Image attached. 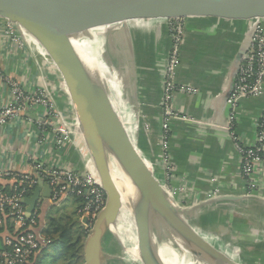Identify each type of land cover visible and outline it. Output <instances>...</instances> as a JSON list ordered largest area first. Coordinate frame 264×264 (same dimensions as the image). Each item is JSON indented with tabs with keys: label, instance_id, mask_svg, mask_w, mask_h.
<instances>
[{
	"label": "crops",
	"instance_id": "0c3cea01",
	"mask_svg": "<svg viewBox=\"0 0 264 264\" xmlns=\"http://www.w3.org/2000/svg\"><path fill=\"white\" fill-rule=\"evenodd\" d=\"M6 20L0 17V71L29 91H35L40 87L38 62L32 61L30 49L21 33L17 36L19 40L15 41L6 32ZM160 23H163V30L159 36L154 28L158 25L157 20L141 18L137 20V26L134 25L139 34L136 50L140 46L145 50L143 59H139L136 83L142 92L143 113L147 115L155 132L151 141L148 140L153 141L157 153L160 148L156 146V139H160L163 112L161 101L164 95L160 66L161 60L171 48L167 25L163 21ZM250 26L251 19L216 16L186 18V38L180 51L177 82L192 85L198 93H175L173 108L182 118H175L170 122V136L164 153L168 155V162L175 170L176 178L169 183L176 190L172 194L176 201L182 206H190L181 202V194L178 192L180 184L186 181L200 197L198 200L201 201L196 204L198 212L215 214L224 223L229 220L232 234L235 232L230 214L239 210L243 222L236 235L241 238V255H254V252L255 255H264V162L254 174L259 185L257 193L245 194L244 188L247 187H243L239 155L227 132L230 113L227 99L231 92L233 68L241 47L247 41ZM24 32L30 40L37 43L38 39L34 35L26 30ZM46 51L48 52L47 48ZM131 87L133 93L137 92L136 86ZM10 99V88L0 81V108ZM58 101L65 111L73 114L67 99ZM235 114L234 130L246 145L255 144L261 123L264 122V94L245 98L239 103ZM48 120L45 108L34 105L15 120L0 127V184L7 189L15 182L10 179L11 176H3L5 172L26 173L37 177L34 160L45 165L93 172V164L81 135L77 132L73 141L58 146L52 137L53 129ZM156 163L158 165V161ZM211 176L218 177V181L222 180L221 183L226 184L227 188L231 185L238 186L239 195L234 196H239L240 199L206 201L203 198L204 190L212 188L208 182ZM37 185L28 196L33 194ZM245 185L248 186L247 183ZM47 199L41 195L34 214L37 219H43L49 224V217L57 205H51L50 198ZM40 219L38 224L42 223ZM17 227L18 223L14 219L0 223V247H3L5 237L17 232ZM252 246L255 249H250ZM51 247L40 255H57L60 245L56 244L53 251L50 250ZM39 260L40 256L36 263Z\"/></svg>",
	"mask_w": 264,
	"mask_h": 264
},
{
	"label": "water",
	"instance_id": "95a60500",
	"mask_svg": "<svg viewBox=\"0 0 264 264\" xmlns=\"http://www.w3.org/2000/svg\"><path fill=\"white\" fill-rule=\"evenodd\" d=\"M204 16L264 18V0H0V17L15 23L22 34V26L24 28L25 26L19 18L25 17L49 28L59 41L56 47L61 53L69 80L63 65L52 56L60 66L70 95L71 87L73 89L71 100L76 113L77 132L84 141L106 195L104 207L95 217L86 239L83 264H105L107 258H115L105 251L104 240L108 232H114L123 209L128 207L136 214L144 216L146 220L142 224L150 222L146 214L148 212L183 238L175 264H184V255L189 247L199 260L209 264H243L204 237L192 222L199 213L198 206H182L175 201L160 180L152 174L130 138L129 147L123 148L121 144V141L124 143L123 129L118 122L119 129L113 133L103 111L101 99L103 76L100 67L78 46L82 40L94 38L91 31L97 26L125 22L128 19L147 18L158 21L154 28L156 35L159 36L163 30L160 19ZM167 31L169 33L168 27ZM253 31L254 26L251 25L247 41L235 59L230 95L250 46ZM168 54L163 57L160 66L163 92ZM162 105L163 99L161 107ZM113 106L112 103L110 118L117 119L113 116ZM137 161L141 162L146 171L136 164ZM41 195L49 199L52 197V190L48 183L39 179L33 194L23 200L27 205L28 217L33 215ZM130 196L131 198L134 196V201ZM219 199L234 201L240 197L229 195ZM87 221L88 219L84 218V223Z\"/></svg>",
	"mask_w": 264,
	"mask_h": 264
},
{
	"label": "built area",
	"instance_id": "2783aa9c",
	"mask_svg": "<svg viewBox=\"0 0 264 264\" xmlns=\"http://www.w3.org/2000/svg\"><path fill=\"white\" fill-rule=\"evenodd\" d=\"M160 21L166 23L171 36L162 105L161 143L165 152L170 136V122L175 118H182L181 114L175 112L173 108L175 93L193 95L197 94L198 90L190 84L177 82L180 51L186 38V18H164ZM251 25L254 26L252 40L239 68L232 93L227 100L230 108L227 130L239 155L241 176L249 181L248 185L257 188L258 183L254 179V174L264 162V122L261 123L256 143L253 145H246L234 130L235 113L239 103L245 98L259 97L264 94V18H252ZM5 28L15 41L19 40L17 36L21 32L15 23L6 20ZM0 81L11 90L10 101L0 108V127L15 120L34 105L43 106L48 119H54L53 106L40 88L29 91L1 71ZM57 124L61 125L52 128V137L58 146H62L70 141L68 125L61 118L58 119ZM165 159L167 161L166 179L170 181L176 178L175 170L173 171V166L168 162L166 154ZM33 163L37 170V177L26 173L5 172L3 176H11L10 179L14 180L15 184L8 189L0 184V223L6 222L7 219H14L18 223L17 232L4 238V247L0 248V264H36L40 254L53 244L47 235L49 224L43 219H37L34 212L31 217H28L27 205L23 202L26 197H29L28 192H31L32 188L38 184L39 179L44 180L51 187V205H59L71 197L81 199L78 211L87 219L90 216L96 217L106 201L105 192L93 172L84 173L69 167L45 165L36 160ZM39 219L42 221L40 224L37 223L40 222Z\"/></svg>",
	"mask_w": 264,
	"mask_h": 264
},
{
	"label": "rangeland",
	"instance_id": "374dc122",
	"mask_svg": "<svg viewBox=\"0 0 264 264\" xmlns=\"http://www.w3.org/2000/svg\"><path fill=\"white\" fill-rule=\"evenodd\" d=\"M137 20L138 19H128L125 22L97 26L92 29L91 33L94 37L97 36L100 41L102 59L105 64L104 70L102 71L103 78H105L106 74L112 73L116 76L119 82V107L116 105L113 106V116L119 117V120H122V115L127 113V111H130V114L132 115L133 127V135H131V138L133 136V141L131 140L132 144H134L140 156L148 164L152 174L155 175L160 180L163 187L166 188L165 190L170 194H174L176 190L172 189L169 183L170 181L166 179L167 161L165 159L163 147L160 143L161 140L156 139V146L160 148L158 153L156 152L155 147H153V141L149 142L148 140L150 139L151 141V137L155 135V132L153 131V127L150 124V120L148 119L147 115L143 113L142 92L136 83L138 80L137 75L139 70L138 66L140 63L139 59H143V55L145 54V50L142 46L139 47L138 51L136 50V44L139 45V34L137 33L134 25L137 26ZM22 28L23 34L21 33V35L23 40L26 42V45H28L30 49L31 59L32 61L37 60L38 62L39 88L46 95L48 102L53 106L52 108L54 110L55 116L54 119L49 118L48 121L52 128L54 126L59 127L61 124L57 123L58 119L61 118L62 121L68 125L67 129L69 131V138L71 142L72 139L74 140L73 136L77 133L75 119L76 113L71 100V96L73 97V94L71 92L70 95L67 83L63 79L59 64L55 61L53 56L46 51V48L41 44L42 41L37 38V43L33 42L24 32L26 28L23 26ZM128 83L129 86L127 89ZM132 85L137 87V92L135 91V93H133V88L131 87ZM64 91L66 92L65 94ZM58 99H67L70 103V106L72 107L73 114L71 111H65ZM142 131L144 133H142ZM149 144H152V146ZM157 161L158 165L156 163ZM137 163L143 168L141 162L137 161ZM160 170H162V172H160ZM83 172L87 173V171ZM242 179L244 181L243 187H247L244 188V190H246L245 194L250 195L257 193L259 185L257 188H252L250 185H245L246 183H249L245 177H242ZM208 180L212 188L204 190L205 197L203 198H206V201L210 199H219L222 196L235 194L239 195L238 186L236 185H231L229 188H227L226 184L221 183L222 180L219 182L218 177L214 176L209 177ZM178 192L181 194V202L189 204L191 207L197 206L196 204L198 201H201L198 200L200 197H198L197 192L194 191V189H192V187L188 185L186 181H183V183L180 184L178 187ZM75 200V198L71 197L70 199H67L66 201L57 205V208L55 206L51 216L56 218L63 217L65 219L63 226L66 227L67 225L70 227L68 232V237L70 239L73 235L74 237L80 235L79 237H81V242L78 247V251H70L66 260L64 261L59 260L58 255H41L40 260L36 264L84 263V245L96 218L94 216H90L87 223H84L85 216L83 213H79L77 208L78 205L74 203ZM211 214L212 213L207 211L199 212L197 213V217L192 219L193 224L209 239V241L211 240V237L216 238L222 246H227V251L225 250L226 252H229L231 255L237 257V260L241 261L243 264H264V255H255L256 252H254V255H241L239 243L242 242L238 234L236 235V231L238 232L240 230L243 222L241 220V212L239 210H234L233 213L231 212L230 214L234 226L233 231L235 232L233 234L230 232L231 223L228 219V221L226 220L228 223H224L221 219L216 218L214 216L215 214ZM124 216L125 219L122 221V230L120 232H108L104 240L105 251L109 255L115 256V258H107L105 260V264H134L125 253V250L129 249L130 247H134V244L131 242H125L124 244L122 241L127 236V234L131 232V230L135 229L136 225H141L146 219L143 215L133 212V210H131L129 207L126 208ZM189 217L192 218L191 215H189ZM138 228L139 227H137V229ZM48 237L52 240L54 247V243L59 240L60 236L59 234L55 236L48 234ZM53 247H51V251H53ZM250 249H255V247L252 246ZM239 250L240 252H238Z\"/></svg>",
	"mask_w": 264,
	"mask_h": 264
},
{
	"label": "bare ground",
	"instance_id": "6f19581e",
	"mask_svg": "<svg viewBox=\"0 0 264 264\" xmlns=\"http://www.w3.org/2000/svg\"><path fill=\"white\" fill-rule=\"evenodd\" d=\"M19 19L23 23L25 28L29 31V33H31L36 38H39L42 41V44L47 48L49 54L53 55L54 58L58 62H60L61 65H63L65 75L68 78L67 70L63 62L61 53L56 47L59 41L55 34L46 26L31 19L25 17H20ZM78 46L88 56L89 59L97 63L102 72L104 70L105 64L103 59L101 58L102 49L100 47V41L98 37L96 36L93 39H84L78 44ZM118 83L119 82L114 74H106L105 78H103L101 82V99L103 111L106 120H108L112 132L115 133L116 131H118V122L120 127L123 129L122 139L124 143L121 141V144L125 149L126 146L127 148L129 147V138L131 140L133 138V136L131 138V135H133L132 115L130 114V111H127V113L122 115V120H119V117H117V119L110 118V105L113 103L114 105L119 107ZM71 92L73 94V89H71ZM136 164L138 163L136 162ZM92 169L93 173L95 174V177H98L93 166ZM143 170L146 171L144 167ZM171 196L176 201L174 196ZM131 199L134 201V196ZM125 212L126 209L124 208L114 232H120L122 230V221L123 219H125ZM146 214L148 215L150 222L141 225L135 224V229L131 230V232L128 233L122 241L124 244L125 242H131L134 244V247H130L126 250L124 249L126 256L131 259L134 264H175V261L178 257V251L183 244V238L173 229L166 227L155 216L151 215L148 212H146ZM137 227L139 228L137 229ZM204 237L209 241V239L205 235ZM210 242L215 246L222 248L224 251L226 250L227 246H222L216 238L211 237ZM227 253L233 259H237V257L231 255L229 252ZM184 256V264H209L207 262L199 260L191 247L187 248Z\"/></svg>",
	"mask_w": 264,
	"mask_h": 264
},
{
	"label": "trees",
	"instance_id": "16d2710c",
	"mask_svg": "<svg viewBox=\"0 0 264 264\" xmlns=\"http://www.w3.org/2000/svg\"><path fill=\"white\" fill-rule=\"evenodd\" d=\"M30 191L28 192V194ZM76 200L74 201L75 204L79 206L81 204V199L75 198ZM61 210V209H60ZM59 211V210H58ZM65 219L63 217L56 218L54 216L49 217V229L47 231V235H58L59 234V240L54 243V246L56 244L60 245V249L58 252V259L61 261L66 260L67 255L70 253V251H78V247L81 242V237L80 235H77L74 237V235L71 237V239L68 237V232L70 227L66 225V227L63 226ZM68 223V222H67ZM87 231V230H86ZM53 245V244H52ZM4 247V245H3ZM0 247V248H3Z\"/></svg>",
	"mask_w": 264,
	"mask_h": 264
}]
</instances>
